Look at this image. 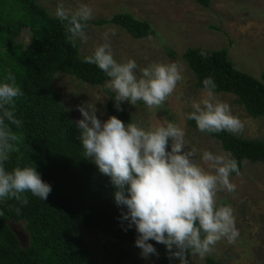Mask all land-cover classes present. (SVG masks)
I'll use <instances>...</instances> for the list:
<instances>
[{
    "label": "trees",
    "instance_id": "1",
    "mask_svg": "<svg viewBox=\"0 0 264 264\" xmlns=\"http://www.w3.org/2000/svg\"><path fill=\"white\" fill-rule=\"evenodd\" d=\"M197 3L208 8L210 0ZM108 24L119 27L134 40L156 35L148 22L127 12L108 20L88 21L85 32L89 25ZM168 55L174 53L168 50ZM86 56L89 55L81 53L63 24L37 0H0V80L12 74L23 92L15 103L22 127L13 126L18 151L11 155L6 167L35 166L42 180L52 187L46 201L25 193L26 205L15 199L0 202V264L137 263L131 254L132 249H138L134 245L136 233L134 228L122 230L118 220L121 209L113 196L116 189L107 175L83 157L79 130L53 91L57 76L100 87L107 97V113L125 123L132 120L123 106L122 111H116L110 98L114 93L105 87L109 78L94 64L85 63ZM181 57L195 77V87L203 90L202 80L211 76L217 85L215 94L235 95L249 118H264V82L236 70L227 48H188ZM187 125L199 131L194 121L187 119ZM204 134L238 161L240 171L245 162L264 166V141L224 131ZM12 225L25 232V243H20ZM83 231L105 238L101 254L82 240ZM149 242L159 252L156 263L169 264L164 246ZM192 256L190 253L188 258ZM205 264L219 263L207 257Z\"/></svg>",
    "mask_w": 264,
    "mask_h": 264
},
{
    "label": "clouds",
    "instance_id": "2",
    "mask_svg": "<svg viewBox=\"0 0 264 264\" xmlns=\"http://www.w3.org/2000/svg\"><path fill=\"white\" fill-rule=\"evenodd\" d=\"M93 15V8L85 3L75 9L60 3L54 11L70 37L81 43L87 41L85 29ZM103 39L105 42L84 57V62L94 64L109 78L116 111L123 110L124 102L133 106L142 102L149 111L158 113L184 80L180 66L153 62L141 68L133 59L118 62L108 33ZM201 83L204 94L192 100L186 118L202 133H238L242 121L227 102L216 97L214 78L205 77ZM22 95L12 74L0 80V202L15 199L26 205L25 193L46 201L52 187L42 180L35 166L6 167L18 151L13 126L22 127L15 109ZM76 109L83 157L110 178L116 189L114 202L121 209L118 220L122 230L134 228V245L142 259L159 258L149 241L164 246L169 264H188L190 253L204 258L219 241L231 244L237 240L234 209L230 204H219L217 198L220 191L236 190L230 182L233 174L240 175L234 157L209 150L198 152L189 146L184 128L173 120L145 126L132 120L125 123L115 115L101 119L104 111L96 103L85 101Z\"/></svg>",
    "mask_w": 264,
    "mask_h": 264
},
{
    "label": "rangeland",
    "instance_id": "3",
    "mask_svg": "<svg viewBox=\"0 0 264 264\" xmlns=\"http://www.w3.org/2000/svg\"><path fill=\"white\" fill-rule=\"evenodd\" d=\"M38 4L54 16L55 8L63 3L66 8L75 9L80 3L88 4L94 10L89 22L108 20L115 14L127 12L137 20L148 22L156 35L151 38L134 40L122 29L113 25H89L85 32L87 41L75 40L83 55H91L94 48L104 43L103 34L108 33V42L118 62L133 59L142 68L153 62L177 63L184 80L158 112L149 111L142 102L135 106L124 102L122 106L131 116L145 126H153L161 121L173 120L185 130V138L190 147L198 152L209 150L225 153L220 144L204 133L187 125L186 114L191 111L193 99H200L204 90L195 87V77L189 71L181 54L188 48L208 50L228 49V58L233 67L264 82V0H210L209 7L203 8L197 0H37ZM27 39L25 38V41ZM168 50L174 56L168 55ZM107 89L108 83L105 85ZM53 91L62 101L64 108L74 121L80 118L76 106L96 103L104 111L101 119H107V97L100 87L82 84L74 78L57 76ZM111 91V90H110ZM216 97L229 104L234 115L242 121L243 127L234 133L244 139L264 141V118H249L244 108L238 104L239 98L232 94L219 93ZM99 116V113L97 114ZM236 185L232 193L220 191L219 204H230L234 209L239 237L234 243L219 241L211 253L200 258H188V264H205L211 257L219 264H264V166L245 162L239 176H231ZM13 226V225H12ZM13 229L25 236L20 226ZM82 240L96 253L101 254L106 244L98 233L83 231ZM25 243V242H24ZM139 249L131 254L137 263L157 264L156 258L144 260ZM126 264H133L127 262Z\"/></svg>",
    "mask_w": 264,
    "mask_h": 264
},
{
    "label": "water",
    "instance_id": "4",
    "mask_svg": "<svg viewBox=\"0 0 264 264\" xmlns=\"http://www.w3.org/2000/svg\"><path fill=\"white\" fill-rule=\"evenodd\" d=\"M15 235L17 236L18 240L20 241V243L24 242L25 241V238L22 234L20 233H17V232H14Z\"/></svg>",
    "mask_w": 264,
    "mask_h": 264
}]
</instances>
